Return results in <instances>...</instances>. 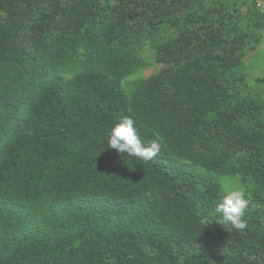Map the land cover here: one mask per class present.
<instances>
[{"label":"trees","instance_id":"16d2710c","mask_svg":"<svg viewBox=\"0 0 264 264\" xmlns=\"http://www.w3.org/2000/svg\"><path fill=\"white\" fill-rule=\"evenodd\" d=\"M258 1L0 0V264H264Z\"/></svg>","mask_w":264,"mask_h":264},{"label":"clouds","instance_id":"9594fccd","mask_svg":"<svg viewBox=\"0 0 264 264\" xmlns=\"http://www.w3.org/2000/svg\"><path fill=\"white\" fill-rule=\"evenodd\" d=\"M135 124V120L129 117L122 118L115 124L108 132L107 149H115L121 155L127 154L145 162L150 161L159 154L161 144L152 141L144 145ZM247 206L248 201L243 193L233 189L231 181H226L222 186V195L217 205V211L221 214V224L230 225L238 230L245 229L247 224L244 214Z\"/></svg>","mask_w":264,"mask_h":264},{"label":"rangeland","instance_id":"374dc122","mask_svg":"<svg viewBox=\"0 0 264 264\" xmlns=\"http://www.w3.org/2000/svg\"><path fill=\"white\" fill-rule=\"evenodd\" d=\"M247 74L250 78L264 77V46H262L258 53L251 58L249 65L247 66ZM226 181L232 182V187L240 192L244 191L240 180L238 179H225Z\"/></svg>","mask_w":264,"mask_h":264},{"label":"built area","instance_id":"2783aa9c","mask_svg":"<svg viewBox=\"0 0 264 264\" xmlns=\"http://www.w3.org/2000/svg\"><path fill=\"white\" fill-rule=\"evenodd\" d=\"M258 10L260 11V13L263 15L264 17V2L262 1H258ZM263 26H264V21H263Z\"/></svg>","mask_w":264,"mask_h":264}]
</instances>
